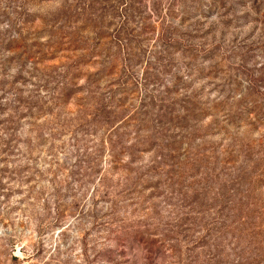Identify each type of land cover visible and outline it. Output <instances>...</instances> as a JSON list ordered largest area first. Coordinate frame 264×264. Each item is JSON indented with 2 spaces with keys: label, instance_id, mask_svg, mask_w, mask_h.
<instances>
[{
  "label": "rangeland",
  "instance_id": "374dc122",
  "mask_svg": "<svg viewBox=\"0 0 264 264\" xmlns=\"http://www.w3.org/2000/svg\"><path fill=\"white\" fill-rule=\"evenodd\" d=\"M0 264H264V0H0Z\"/></svg>",
  "mask_w": 264,
  "mask_h": 264
}]
</instances>
